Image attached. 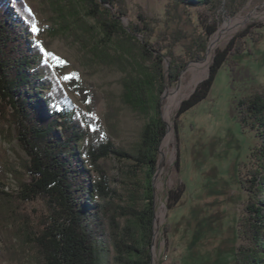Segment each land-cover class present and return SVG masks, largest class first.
<instances>
[{
    "label": "rangeland",
    "instance_id": "374dc122",
    "mask_svg": "<svg viewBox=\"0 0 264 264\" xmlns=\"http://www.w3.org/2000/svg\"><path fill=\"white\" fill-rule=\"evenodd\" d=\"M21 1L31 16L30 41L62 90L70 116L83 127L85 138L80 147L91 140H101L111 143L113 150L130 151L139 141L146 121L144 114L126 105L121 97V80L131 65L125 63L122 68L96 56L93 37L81 25L85 22L88 26L93 21L84 15L78 0ZM124 2L128 15L123 22H140L139 14L145 16L148 32L152 33L150 41L157 39L165 55L171 50L188 60V47H196L191 39L202 38L207 24H217L216 31L208 37L207 51L200 59H189L179 80L167 86L161 95L166 133L160 143L153 179L151 254L153 264H233L236 221L245 198L237 180L238 163L246 159L256 142L253 132L241 129L234 105L240 96L257 90L263 83L264 0H213L192 7L178 5L175 0ZM235 20L237 23L211 47L224 24ZM252 23V28L259 32L257 41H248L244 53L233 58V70L226 64L218 70L208 96L184 112L175 124L180 103L208 76L216 49L247 33L248 24ZM33 24L38 31L32 30ZM45 52L59 57L63 64ZM173 90L179 93L167 116L164 95ZM169 124L172 129L166 137ZM27 160L14 129L1 120L0 189L10 195L0 194V201L7 206L0 212V264H40L32 256L29 244L15 235L14 228L25 223L33 226L46 212L42 201L23 199L21 195L18 179H27ZM98 162L113 189V199L105 208L106 216L103 215L105 221L107 216L117 215L118 206L127 200L128 180L136 160L111 152ZM177 185L183 186V195L175 207L168 209V190ZM95 246L99 264H117L107 235L97 234Z\"/></svg>",
    "mask_w": 264,
    "mask_h": 264
},
{
    "label": "trees",
    "instance_id": "16d2710c",
    "mask_svg": "<svg viewBox=\"0 0 264 264\" xmlns=\"http://www.w3.org/2000/svg\"><path fill=\"white\" fill-rule=\"evenodd\" d=\"M175 1L192 7L213 0ZM78 2L84 15L93 21L81 25L93 37L96 56L122 68L125 63L131 65L121 80V97L126 105L144 114L146 121L130 151L113 150L111 143L101 140L80 147L85 132L78 119L70 116L62 90L30 41L31 16L21 0H0V121L14 129L28 157L27 179H18L23 199H38L46 210L33 226L14 225L15 235L29 244L40 264H99L97 234L109 237L117 264H151L153 177L166 133L161 95L179 80L189 59H200L207 51L208 37L217 24H207L202 38L191 39L196 47H188L187 60L171 50L162 54L160 42L150 41L152 33L142 14L138 16L140 22L125 24L128 9L124 0ZM253 26L248 24L247 33L216 49L208 76L180 103L175 124L184 112L208 96L218 70L225 64L233 70V58L244 53L248 41H257L259 32ZM234 112L241 129L253 132L256 142L246 159L238 163L237 180L245 198L236 221L233 264H264V79L257 90L236 100ZM111 152L136 160V166L129 176L127 200L118 206L117 215L104 221L113 189L98 161ZM183 192L182 185L168 190V209L178 204ZM0 194L10 195L2 189ZM5 203L0 201V212L7 209Z\"/></svg>",
    "mask_w": 264,
    "mask_h": 264
},
{
    "label": "bare ground",
    "instance_id": "6f19581e",
    "mask_svg": "<svg viewBox=\"0 0 264 264\" xmlns=\"http://www.w3.org/2000/svg\"><path fill=\"white\" fill-rule=\"evenodd\" d=\"M236 23H237V20H235V22L225 23L224 26L219 30V32H218L217 36L215 37V39H213L212 44H211V47L214 44L217 43V41L221 38V36L223 35V33H224L225 30L229 29L230 27H233ZM178 93H179L178 90H173V91H167L165 93V95H164V98L166 99L165 113H166L167 116L169 114L170 107L175 102V99H176V96L178 95ZM171 129H172L171 128V125L169 124L168 134H167L166 137H169V135L171 133ZM160 213H161V211H160Z\"/></svg>",
    "mask_w": 264,
    "mask_h": 264
},
{
    "label": "snow or ice",
    "instance_id": "6c2138e0",
    "mask_svg": "<svg viewBox=\"0 0 264 264\" xmlns=\"http://www.w3.org/2000/svg\"><path fill=\"white\" fill-rule=\"evenodd\" d=\"M32 30L33 31H38V29L36 28V26L34 24L32 25ZM37 45L40 46V42L39 41H37ZM40 47H41V50L44 51L43 48H42V46H40ZM45 54L48 55V56H51L54 59H56L59 64H63V61H60L59 57H55L54 54L47 53V52H45ZM68 78H70V77H65V79H68Z\"/></svg>",
    "mask_w": 264,
    "mask_h": 264
},
{
    "label": "water",
    "instance_id": "95a60500",
    "mask_svg": "<svg viewBox=\"0 0 264 264\" xmlns=\"http://www.w3.org/2000/svg\"><path fill=\"white\" fill-rule=\"evenodd\" d=\"M155 177H156V175H154L153 179H154ZM151 264H153V263H152V259H151Z\"/></svg>",
    "mask_w": 264,
    "mask_h": 264
}]
</instances>
